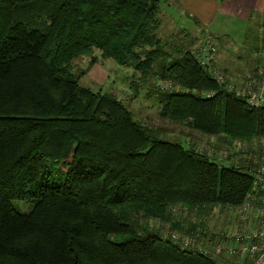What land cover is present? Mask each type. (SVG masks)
<instances>
[{"label":"trees","instance_id":"1","mask_svg":"<svg viewBox=\"0 0 264 264\" xmlns=\"http://www.w3.org/2000/svg\"><path fill=\"white\" fill-rule=\"evenodd\" d=\"M160 3L0 0V264H213L148 222L195 235L176 209L203 224L214 209L238 208L256 164L224 167L163 141L73 73L76 60L98 52L142 81L182 89L157 94L162 119L216 138V147L258 145L264 109L228 93L180 37H158ZM26 200L32 211L17 212L12 203Z\"/></svg>","mask_w":264,"mask_h":264},{"label":"rangeland","instance_id":"2","mask_svg":"<svg viewBox=\"0 0 264 264\" xmlns=\"http://www.w3.org/2000/svg\"><path fill=\"white\" fill-rule=\"evenodd\" d=\"M160 1L159 19L161 24L158 30V37L160 39L163 41H174L173 38L178 36L180 37L181 44H184L182 46L194 54H199L206 39H212L214 44L216 43L212 37L207 36L208 31L205 30L202 25H196L197 22L195 23L193 18L188 20L181 16L183 14L176 13V8L173 6L169 7L168 5L174 4L173 0ZM173 8L175 13H173ZM176 14L178 15L175 17ZM179 30L184 31L185 33L179 34ZM175 31L178 32L174 33ZM251 34L253 38H264V34H261L258 31L254 32L253 29H251L250 32L248 30L249 37H251ZM238 46L240 45L236 44V50L232 51L234 49V47H232V52L223 54L225 58L227 55L229 59L226 58V60H222L223 57L221 59L217 55L218 48L215 45L216 51L211 67L217 70L218 74L220 73L228 76L229 80L232 79V81H235L238 85H245V83L242 82L248 78L249 75L252 76L254 70L260 65L257 58L264 53V49L260 48L256 50L252 59V55L248 50L249 45L245 50L242 48L237 50ZM241 46L243 47V45ZM238 52H240L239 55L242 60L233 59L237 56L235 53ZM94 58L96 59V62L91 63ZM74 66L73 73L78 76V84L82 89L88 90L93 94L101 93L112 95L129 112L134 121L159 132V136L163 141L165 140L183 146L188 145L189 147L194 146L195 150L200 154H207L208 156L210 153L215 154V157L213 158L215 160H217V157L219 158L220 155L224 156L226 167L234 166L238 168L239 160H252L253 163L256 164V168L260 165H264L262 160L263 155L258 154V152H260V150L262 151L264 148L263 144L260 142H257L258 145L254 142V144H242L245 145V147L238 146L237 144H234L233 146L224 145L216 147V138L203 137L185 126H180L170 120L162 119L160 116L162 105L157 94L164 90H182L179 86L174 87L170 82L156 81L150 78L142 81L140 74L133 69L121 68L112 60L102 59L98 52L94 53L92 57L76 60ZM226 147L233 148L234 150L229 152L228 157L226 154ZM12 205L17 212L21 214H29L33 209L34 202L32 200L14 201ZM175 215L183 217L181 219L177 218V221L179 222L182 221V219L192 222L198 232L196 234L200 233L201 235H204V233L211 228L210 231L213 232V237L209 246H206L205 243L202 244V242L197 239H191L190 241L191 247L196 249L200 248L205 250L206 253L212 251V246H215V244L218 243L221 234H231L236 230V226L233 224L234 222L230 219L232 216V211L230 210L214 209L208 216L206 215L202 217L204 225L194 214H188V212H185L184 210L176 209ZM147 227L149 230L160 234L161 237L167 236L169 241L172 240L174 231H172L170 224L150 220Z\"/></svg>","mask_w":264,"mask_h":264},{"label":"built area","instance_id":"3","mask_svg":"<svg viewBox=\"0 0 264 264\" xmlns=\"http://www.w3.org/2000/svg\"><path fill=\"white\" fill-rule=\"evenodd\" d=\"M215 51L216 47L212 39H206L199 54L194 56L206 72L211 73L228 93L243 100L249 109H264V61L254 70L252 76L249 75L242 82L245 85H238L232 79L229 80L228 76L218 74L217 70L211 67ZM259 142L264 146V139ZM231 151L234 150L230 149L226 152L227 157ZM214 155L209 154L211 159L215 157ZM261 155L264 162V148ZM215 161L224 167L226 165L224 156L220 155ZM249 173L253 177L251 191L246 195L241 206L230 209L232 211L230 219L234 222L236 230L231 234H221L218 243L212 246V251L207 254L212 255L213 264H264V165L251 169ZM210 230L211 228L204 235L196 234L198 232L195 235L174 232L171 241L180 243L181 240L184 249L190 246L193 238L209 246L213 237V232ZM191 234L194 235L193 238L190 237ZM164 239L167 240V236Z\"/></svg>","mask_w":264,"mask_h":264},{"label":"crops","instance_id":"4","mask_svg":"<svg viewBox=\"0 0 264 264\" xmlns=\"http://www.w3.org/2000/svg\"><path fill=\"white\" fill-rule=\"evenodd\" d=\"M173 2V5L168 6L176 8V13L183 14L181 16L188 20L193 18L194 22H197L196 25H202L208 31L207 36L216 41L217 55L221 59L223 57L222 60L229 59L223 54L236 50V44L240 45L237 50L240 48L245 50L249 45L248 50L252 59L256 50L264 48V38H253L252 34L251 37L248 36V30L250 32L251 29L264 34V0H173ZM176 32L178 31L174 33ZM239 53H235L237 56L233 58L234 60H242Z\"/></svg>","mask_w":264,"mask_h":264}]
</instances>
